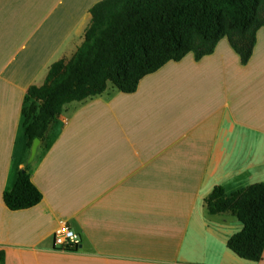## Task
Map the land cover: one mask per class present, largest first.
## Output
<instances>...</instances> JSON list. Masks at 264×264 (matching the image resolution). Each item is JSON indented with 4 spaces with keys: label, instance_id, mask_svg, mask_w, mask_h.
Instances as JSON below:
<instances>
[{
    "label": "crops",
    "instance_id": "0c3cea01",
    "mask_svg": "<svg viewBox=\"0 0 264 264\" xmlns=\"http://www.w3.org/2000/svg\"><path fill=\"white\" fill-rule=\"evenodd\" d=\"M98 1L0 0L5 264H264V254L248 262L227 247L239 230L226 213L201 208L216 185L229 193L264 181V27L245 64L223 37L198 60L189 52L145 75L134 92L108 85L66 104L27 162L28 89L73 55ZM21 169L42 199L12 210L3 194ZM63 222L80 235L77 249L54 245Z\"/></svg>",
    "mask_w": 264,
    "mask_h": 264
},
{
    "label": "trees",
    "instance_id": "16d2710c",
    "mask_svg": "<svg viewBox=\"0 0 264 264\" xmlns=\"http://www.w3.org/2000/svg\"><path fill=\"white\" fill-rule=\"evenodd\" d=\"M90 14L73 55L54 61L44 83L28 89L22 124L29 147L34 137L44 136L66 104L100 95L109 84L134 92L145 75L189 52L198 60L212 53L223 37L241 63H247L257 31L264 27V0H100ZM3 199L12 210L25 209L38 204L42 193L21 169ZM204 206L209 214L229 213L242 223V229L227 239L230 250L244 259H262L264 181L229 193L216 185ZM0 264H5L4 251Z\"/></svg>",
    "mask_w": 264,
    "mask_h": 264
},
{
    "label": "built area",
    "instance_id": "2783aa9c",
    "mask_svg": "<svg viewBox=\"0 0 264 264\" xmlns=\"http://www.w3.org/2000/svg\"><path fill=\"white\" fill-rule=\"evenodd\" d=\"M54 245L61 249L77 248L81 243L80 235L71 226L63 222L53 236Z\"/></svg>",
    "mask_w": 264,
    "mask_h": 264
},
{
    "label": "rangeland",
    "instance_id": "374dc122",
    "mask_svg": "<svg viewBox=\"0 0 264 264\" xmlns=\"http://www.w3.org/2000/svg\"><path fill=\"white\" fill-rule=\"evenodd\" d=\"M44 81V78H42V80L41 79H39L38 81H37V83L38 84H41L42 82ZM109 87H111V85L109 84ZM247 186V185H246ZM203 204H204V202H203ZM203 206V205H202ZM202 208V210H203V214H205V216H207L208 218H217V216H214V214H209V213H207V211H206V208L203 206V207H201ZM227 215L226 216H228V218H230L232 221H233V223H234V225L237 227V228H235L233 231L235 232V231H237V230H240L241 228H242V223L235 217V216H233V215H231V214H229V213H226ZM242 258V257H241ZM248 262H255V261H252V260H248V259H246Z\"/></svg>",
    "mask_w": 264,
    "mask_h": 264
},
{
    "label": "water",
    "instance_id": "95a60500",
    "mask_svg": "<svg viewBox=\"0 0 264 264\" xmlns=\"http://www.w3.org/2000/svg\"><path fill=\"white\" fill-rule=\"evenodd\" d=\"M39 144H40V138L34 137L32 140V144L30 146V154H29V157L27 160L28 163H31L33 161V159L35 158Z\"/></svg>",
    "mask_w": 264,
    "mask_h": 264
}]
</instances>
